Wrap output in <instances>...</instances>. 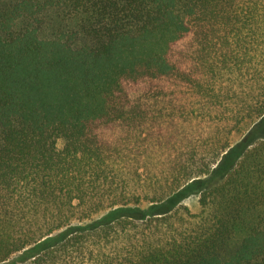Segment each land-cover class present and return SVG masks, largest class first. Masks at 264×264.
<instances>
[{"label":"trees","instance_id":"obj_1","mask_svg":"<svg viewBox=\"0 0 264 264\" xmlns=\"http://www.w3.org/2000/svg\"><path fill=\"white\" fill-rule=\"evenodd\" d=\"M30 259L264 264V0H0V264Z\"/></svg>","mask_w":264,"mask_h":264},{"label":"rangeland","instance_id":"obj_2","mask_svg":"<svg viewBox=\"0 0 264 264\" xmlns=\"http://www.w3.org/2000/svg\"><path fill=\"white\" fill-rule=\"evenodd\" d=\"M248 129H249V126L244 128L242 135L235 136L233 138V142L234 143L238 142L240 140V138H242V136L248 131ZM198 199H199V196L196 195V194L189 195V196H187L185 198H181L180 195H177L172 200H170L168 204L163 205V206L162 205L153 206L151 204H143V205H140V206H138V207H136L134 209H131V210H125V209L119 208V209H116V210L112 211L111 214H114V215H117V216L118 215L119 216L129 215V216L138 217V218H145V217H147L149 215H153V214H156V213L167 212L178 201H181L178 205H185V206L189 207L192 212H196L197 209H198ZM178 205H175V207L172 208V210L175 209ZM106 214H107L106 212L101 213V214L97 215L94 219L97 220L101 216H104ZM88 224H90V221L82 223V224H80V226H83V225L86 226ZM76 225L79 226V224H76ZM19 255L20 254H16V255L12 256L9 261L17 259V257ZM32 262H33V260L30 259V260H27L25 262L17 261L16 264H32Z\"/></svg>","mask_w":264,"mask_h":264}]
</instances>
